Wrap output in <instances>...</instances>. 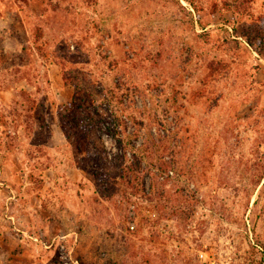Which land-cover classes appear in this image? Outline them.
<instances>
[{
	"label": "rangeland",
	"instance_id": "obj_1",
	"mask_svg": "<svg viewBox=\"0 0 264 264\" xmlns=\"http://www.w3.org/2000/svg\"><path fill=\"white\" fill-rule=\"evenodd\" d=\"M181 2L0 0V264H264V0Z\"/></svg>",
	"mask_w": 264,
	"mask_h": 264
},
{
	"label": "trees",
	"instance_id": "obj_2",
	"mask_svg": "<svg viewBox=\"0 0 264 264\" xmlns=\"http://www.w3.org/2000/svg\"><path fill=\"white\" fill-rule=\"evenodd\" d=\"M24 1H26V0H24ZM185 1L189 4L190 7H193L194 9L198 6L196 0H185ZM177 2L182 9L188 10L187 7L181 2V0H177ZM69 83H74V81L69 82ZM117 86H118V83H117ZM102 87H103L102 85H99L96 89V92L102 93ZM117 88H120V86H118ZM93 95H95V94L93 91H91V89L87 90L86 88H83L81 85H77L75 87V94H74V104L76 105V109H74V111L71 112L70 115H68V119H69L68 122H67V118L64 116H61V118H60L63 131L67 132L68 127H67L66 123L70 124V126L72 128H75L78 133L80 132L78 135V138H79V140H82V142H85L88 139L90 134L96 133L98 130H101V132H102L103 131L102 128H104V125H105V122L102 120L101 115L98 113V111H96V109L94 107V101H93L94 99L92 100ZM90 103H92V106L95 109V110H93L92 114H94V116H96V119L92 118L91 113H89L85 110V109H87L85 107L89 106L88 104H90ZM101 108H103V105L101 106ZM81 111H84V112L81 113ZM81 114H82V117L80 116ZM107 128H108V126H107ZM87 134H89V135L87 136ZM97 139H98L97 142L100 145H102V143H104V139H103L101 134L98 135ZM124 147H125V145L123 144V142L120 141V150L123 151ZM123 154L126 155L125 152ZM121 159H123L122 156L120 157L119 160H121ZM94 160H95V166L93 168H95L97 170V175L104 179L103 184H104V188L106 189L108 187V185H107V182L105 181L106 179L103 177V174L105 173V176H106L107 174L111 173V171H110L111 167L106 164L104 157H102L101 155L95 156ZM136 160H137L136 161L137 163L132 165V166H125L124 165L125 162H123L125 160L121 161L122 165L120 166L119 174L122 175L129 182V184H131L132 182H130L127 178L130 176V173L133 171V169H136L135 171L137 173L140 172V169H141V165H142L141 159L136 158ZM161 169H162V167H158L159 171ZM108 171H110V172H108ZM155 175H156V178L159 179L160 176L158 175V173ZM139 179L141 181V183H140L141 191H143L144 193H147V188L145 186V182L143 181V177H141ZM159 183L154 182L152 189H154V190L158 189V190H156V192L154 190H152L151 192L154 191L153 193H155L157 197H162L164 192L159 190L160 187H157V184H159Z\"/></svg>",
	"mask_w": 264,
	"mask_h": 264
},
{
	"label": "built area",
	"instance_id": "obj_3",
	"mask_svg": "<svg viewBox=\"0 0 264 264\" xmlns=\"http://www.w3.org/2000/svg\"><path fill=\"white\" fill-rule=\"evenodd\" d=\"M132 227L134 228V227H135V225L133 224V225H132ZM36 240H37V239H36Z\"/></svg>",
	"mask_w": 264,
	"mask_h": 264
}]
</instances>
